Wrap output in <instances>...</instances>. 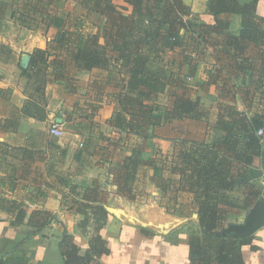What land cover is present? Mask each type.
I'll return each mask as SVG.
<instances>
[{
  "label": "crops",
  "instance_id": "obj_1",
  "mask_svg": "<svg viewBox=\"0 0 264 264\" xmlns=\"http://www.w3.org/2000/svg\"><path fill=\"white\" fill-rule=\"evenodd\" d=\"M186 3L203 22L214 24L213 16L206 14L207 0ZM113 4L125 14L131 13V7L123 0H113ZM48 10L65 21L62 33L98 34L100 45H104L100 28L104 21L81 10L76 0H65L58 8L52 4ZM256 14L264 19V0H257ZM220 18L229 24L230 33L239 32L240 15L223 14ZM3 21L12 25L11 32L3 33ZM61 32L52 26L46 28L41 18L32 26L20 24L8 13L0 19V45L10 52L0 59V89L4 91V97H0V264H63L58 248L63 230L85 251L94 226L85 225V215L76 212L74 202L83 200L89 204L101 203L106 211L115 208L125 213L115 216L107 211L100 234L110 252L93 264H189L188 234L198 227L192 195L180 192L174 201L173 194L161 192L149 184L148 178H145L144 194L137 201L130 202L117 194L111 170L128 155L129 147L139 142L108 124L116 108L114 96L122 76L97 68L77 72L67 58L66 45L60 47L55 41ZM224 40L223 35H213L212 45L202 42L196 46L186 38L181 47L166 52L165 56L183 76L190 78L189 85L196 89L190 94L195 92L200 96L213 117L218 114L220 104L225 103L224 97L219 98L215 86L200 91L195 85L206 82L211 71L218 72L217 83L225 84L226 89L231 84L242 83L243 79L235 70V58L222 51ZM35 49L50 52L42 119L23 115L26 97L17 66L23 56L31 55ZM260 53L262 48L251 46L244 55L258 57ZM107 56L112 58L113 53L108 52ZM259 64L258 61L257 69ZM232 95L231 92L229 98ZM171 103L168 95L164 104ZM235 105L237 110L244 111L237 96ZM51 121L63 125L62 139L49 135ZM207 134L205 121L163 124L151 129L142 157L167 161L182 142L203 141ZM151 175L152 171H147V177ZM169 177L168 173L164 175L165 179ZM261 184L264 190V174ZM263 199L264 193L260 200ZM20 210L25 218L18 224ZM38 211L48 212L52 217L40 231L33 217ZM248 212L227 219L225 231L231 225H243ZM88 223L92 224L93 220ZM251 236L252 245L258 249L253 251L250 245L244 246V261L264 264V226Z\"/></svg>",
  "mask_w": 264,
  "mask_h": 264
},
{
  "label": "trees",
  "instance_id": "obj_2",
  "mask_svg": "<svg viewBox=\"0 0 264 264\" xmlns=\"http://www.w3.org/2000/svg\"><path fill=\"white\" fill-rule=\"evenodd\" d=\"M21 1L22 8L13 10L12 4L0 0V19L8 12L20 24L32 26L41 18L46 28L62 31L65 21L52 16L48 9L52 4L61 7L65 0ZM76 1L81 10L104 21L100 27L104 45H100L98 34L72 36L61 32L55 41L60 47L66 45L67 58L77 72L97 68L122 76L114 96L116 108L108 124L139 140L111 170L117 194L130 202L137 201L144 194L145 178L161 192L173 194L174 201L180 192L191 194L198 227L188 234L189 264H246L242 248L250 245L256 251L253 237L233 238L232 232L225 231V223L248 212L264 193L261 168L256 165L258 160L260 164L264 161V134L257 136V130L264 131V19L256 14L257 0H207L206 14L214 18L211 25L192 13L187 0H123L131 7L130 14L118 9L113 0ZM223 14L241 16L237 34L229 32V24L220 18ZM213 35H223L222 51L235 58V70L243 75L242 83L231 84L227 89L225 84L217 83V71L209 72L206 82L195 85L200 91L215 86L219 98L224 97L225 103L220 104L215 117L200 96L190 94L195 88L189 85L187 76L165 58L166 52L181 47L186 38L196 46L202 42L212 45ZM251 46L262 48V53L258 57L245 56ZM4 49L0 45V59L10 55ZM108 52L113 53L112 58ZM49 53L35 49L27 67L21 65V60L17 64L26 97L22 109L25 116L42 119ZM2 94L0 89V97H4ZM168 95L172 103L165 106ZM236 96L244 111L237 110ZM185 120L205 121L207 137L199 142H182L167 161L143 159L151 129ZM147 171H152V175L147 177ZM167 173L170 177L165 179ZM83 201H75L74 206L77 205V213L85 215V225L94 226L92 235L87 249L82 251L74 237L63 230L58 244L63 264H93L110 252L100 234L108 217L105 207ZM33 217L37 231L52 218L50 213L41 211ZM24 218L25 213L20 210L16 223L21 224Z\"/></svg>",
  "mask_w": 264,
  "mask_h": 264
},
{
  "label": "water",
  "instance_id": "obj_3",
  "mask_svg": "<svg viewBox=\"0 0 264 264\" xmlns=\"http://www.w3.org/2000/svg\"><path fill=\"white\" fill-rule=\"evenodd\" d=\"M30 56L25 55L21 58V65L27 67ZM263 168L261 175L264 174V161L262 162ZM107 211L115 216L125 215L123 210L115 208H107ZM264 226V199L257 201L254 206L249 210L246 220L243 225H231L227 232L233 233V238H247L253 235L258 229Z\"/></svg>",
  "mask_w": 264,
  "mask_h": 264
},
{
  "label": "built area",
  "instance_id": "obj_4",
  "mask_svg": "<svg viewBox=\"0 0 264 264\" xmlns=\"http://www.w3.org/2000/svg\"><path fill=\"white\" fill-rule=\"evenodd\" d=\"M187 81H190V78H187ZM48 133L51 137L55 139H62L65 136V130L63 125L56 121H51L48 126ZM264 134L263 129L257 130V136L262 137Z\"/></svg>",
  "mask_w": 264,
  "mask_h": 264
},
{
  "label": "rangeland",
  "instance_id": "obj_5",
  "mask_svg": "<svg viewBox=\"0 0 264 264\" xmlns=\"http://www.w3.org/2000/svg\"><path fill=\"white\" fill-rule=\"evenodd\" d=\"M5 2H7L9 4H12L13 5V10L14 9L18 10L19 8L21 9L22 8V5H23V2L21 0H5ZM6 23L4 21L1 23L2 24V28L1 29L4 30L3 33H8V32H11L12 31V29H11L12 25L10 23H7V24ZM256 164H257V166L259 168H261V164H260V161L259 160H258V162ZM241 215H243V214H240L239 216H241Z\"/></svg>",
  "mask_w": 264,
  "mask_h": 264
}]
</instances>
